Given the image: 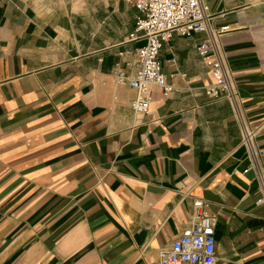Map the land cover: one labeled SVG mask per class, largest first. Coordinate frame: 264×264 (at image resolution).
I'll list each match as a JSON object with an SVG mask.
<instances>
[{"label":"crops","instance_id":"1","mask_svg":"<svg viewBox=\"0 0 264 264\" xmlns=\"http://www.w3.org/2000/svg\"><path fill=\"white\" fill-rule=\"evenodd\" d=\"M264 150V0H206ZM127 0H0V264H152L194 222L216 216L218 264H264V205L230 101L196 52L205 32L159 55L174 86L115 81L143 40ZM264 165V153L261 156Z\"/></svg>","mask_w":264,"mask_h":264},{"label":"built area","instance_id":"2","mask_svg":"<svg viewBox=\"0 0 264 264\" xmlns=\"http://www.w3.org/2000/svg\"><path fill=\"white\" fill-rule=\"evenodd\" d=\"M134 4L137 16L130 40L144 43L128 55L134 57L126 65L125 72L115 68V81L136 90L131 100L132 110L146 114L151 102V88L157 87L161 94L168 96L174 86L163 74L159 61L164 43L174 35L188 36L195 32H205L206 37L196 45V52L203 64L211 71L213 82L205 86V93L211 97L227 98L238 118L240 144L245 150L248 166L243 170H253L260 194L256 204L264 205V165L261 162L263 149L256 146L260 126H251L241 113V101L232 71L221 43V34L228 26L215 28L211 25L206 0H127ZM194 222L175 238L168 249L160 252L152 264H218L216 257L215 225L216 216L206 209L201 198L192 202Z\"/></svg>","mask_w":264,"mask_h":264}]
</instances>
